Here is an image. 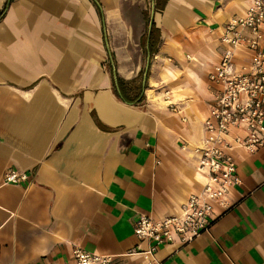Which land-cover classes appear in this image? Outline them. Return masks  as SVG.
I'll list each match as a JSON object with an SVG mask.
<instances>
[{"label": "crops", "instance_id": "0c3cea01", "mask_svg": "<svg viewBox=\"0 0 264 264\" xmlns=\"http://www.w3.org/2000/svg\"><path fill=\"white\" fill-rule=\"evenodd\" d=\"M251 2L0 0V264H72L74 247L146 264L133 224L180 215L202 188L193 148L218 89L208 75L223 26ZM248 60L236 52V66ZM233 157L230 209L158 259L264 264V145ZM9 169L27 182L4 183Z\"/></svg>", "mask_w": 264, "mask_h": 264}, {"label": "built area", "instance_id": "2783aa9c", "mask_svg": "<svg viewBox=\"0 0 264 264\" xmlns=\"http://www.w3.org/2000/svg\"><path fill=\"white\" fill-rule=\"evenodd\" d=\"M264 0H252L242 17L231 18L222 28L223 51L208 80L218 87L208 116L203 123V139L193 148L197 171L203 178L202 188L191 194L180 215L161 220L139 216L133 234L145 250H136L146 264H167L158 259L159 248L178 244L185 247L206 233L215 218V211L230 209L229 192L240 185L233 152L243 149L256 153L264 145ZM243 49L249 60L236 66L237 51ZM164 102L172 113L177 112L164 92ZM28 175L9 169L3 175L6 184L27 182ZM72 264H112L111 256L90 253L80 247L72 249ZM43 264H56L44 261ZM66 264V263H63Z\"/></svg>", "mask_w": 264, "mask_h": 264}, {"label": "trees", "instance_id": "16d2710c", "mask_svg": "<svg viewBox=\"0 0 264 264\" xmlns=\"http://www.w3.org/2000/svg\"><path fill=\"white\" fill-rule=\"evenodd\" d=\"M162 5H163V3L161 4V6ZM1 16H2V12L0 13V18H1ZM155 33H156V31H155V29L152 26L151 32H150V37H149V41H150V51L152 50L153 41L156 39ZM125 88L123 87V84L122 85L121 84L119 85V91L121 93V96H122L123 100L126 101V102H128V103L135 102L138 99V96L135 95L132 98L127 97L126 94H125L126 93L125 91H128V89L127 88L125 89ZM133 89L136 91V90L140 89V87H134ZM130 90H131V88H130Z\"/></svg>", "mask_w": 264, "mask_h": 264}]
</instances>
